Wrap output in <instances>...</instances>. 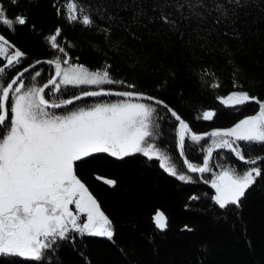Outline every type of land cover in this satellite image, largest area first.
<instances>
[{
  "label": "trees",
  "instance_id": "1",
  "mask_svg": "<svg viewBox=\"0 0 264 264\" xmlns=\"http://www.w3.org/2000/svg\"><path fill=\"white\" fill-rule=\"evenodd\" d=\"M67 2L19 0L11 4L10 0H0L9 17L18 14L28 17V23L17 26L14 33L0 26V35L25 53L22 63L8 70L10 76L34 61L59 56L58 50L45 41L59 27L61 35L57 43L65 48L71 63L82 64L90 71L111 65L108 68L111 77L125 81L123 85L101 87L146 93L178 112L191 130L185 139L186 157L197 166L202 165L205 151L217 138L207 134L230 129L240 120L258 113L259 105L255 102L230 107L222 104L221 98L235 91H246L264 102V13L260 11L264 0L241 12L237 25L239 39L220 34L227 28L211 36L201 32L199 39L192 28H182L186 32L183 43L171 33L153 34L155 25H149L147 30L133 27L135 38L113 26L106 40L98 29L107 27L108 22L98 16H94L96 23L87 29L79 23L67 22L64 7ZM83 3L92 9L106 6L117 11L112 0H83ZM119 15L127 22L131 12L120 11ZM7 51L11 53L12 49ZM39 70H42L41 76L33 81L32 74ZM53 74L54 65L41 63L25 73L23 79L27 87L39 86ZM213 83L219 87L212 88ZM129 84L135 87L128 88ZM89 87L97 89V86ZM80 91L68 86L61 98H71ZM126 99L87 97L68 107L76 110ZM131 102L148 103L157 108L152 119L158 125L154 130L159 135L153 142L169 156L178 174L191 176L194 182L178 180L160 166L161 161L148 160L142 154L123 160L108 154H94L77 162L78 177L112 221L113 239L73 234L74 241H59V248L51 259L41 264H264V161L260 162L261 177L246 192L240 207L230 205L221 209L213 199L215 189L211 181L224 170L235 169L241 173L249 166L237 161L228 149L216 148L209 160V172H189L177 149L175 118L154 102L139 99ZM55 111L60 114L65 109ZM205 111H212L215 116L210 120L197 118ZM191 133L204 135L205 140L194 144ZM239 144L246 156L264 154V145H249L244 141ZM104 178L115 180L116 186L105 184ZM193 196L199 199H190ZM158 209L168 218V228L163 232L153 222ZM186 225L192 231L183 230ZM0 264L32 262L3 257Z\"/></svg>",
  "mask_w": 264,
  "mask_h": 264
},
{
  "label": "snow or ice",
  "instance_id": "2",
  "mask_svg": "<svg viewBox=\"0 0 264 264\" xmlns=\"http://www.w3.org/2000/svg\"><path fill=\"white\" fill-rule=\"evenodd\" d=\"M18 2L10 0L11 4ZM260 2L112 0V6L117 11H111L106 6L92 9L83 0H68L64 7L67 22L79 23L86 29L96 23L94 16L106 20L108 26L98 29L106 40L113 26L135 38L136 33L131 30L133 27L147 30L149 25H155L153 34L167 36L171 33L183 43L186 32L182 28H192V31L197 32L198 39L201 32L211 36L219 29L227 28L220 34L239 39L241 33L237 25L241 12H247L252 4ZM120 11L131 12L127 22L119 15ZM260 11L264 13V7ZM57 14L60 15L59 7ZM27 23L28 17L23 14L9 17L3 3H0V26L14 33L17 26ZM32 28L34 30L35 25ZM60 35L61 29L58 27L55 34L45 37V41L50 43L52 49L63 53L64 59L57 56L52 60L36 61L14 76H10L8 70L20 65L25 53L0 35V258H20L32 264H41L51 259L59 248V241H74L76 235L113 239L112 221L101 210L97 199L76 172L77 162L94 154H108L119 160L142 154L148 160L161 161L160 166L178 180L194 182L191 176L178 174L169 156L153 142L159 135L154 130L158 125H154L152 119L157 108L148 103L131 101H154L175 118L179 125L178 146L182 157L185 155L186 134L191 131L188 123L155 97L101 87L123 85L125 81L111 77L108 71L111 65H106L103 70L90 71L82 64L71 63L65 48L57 43ZM9 48L12 49L11 53L7 51ZM40 63L54 65V74L39 86L33 84L27 87L23 79L25 73ZM41 71H35L31 79L35 81L41 76ZM68 86L80 88L81 91L71 98L62 99ZM89 86H97V90H91ZM127 87L134 88L135 85L129 84ZM211 87L217 88L219 84L213 83ZM112 95L127 99L117 103H97L76 110L68 107L87 97ZM248 102L259 105L256 115L239 121L230 129L207 134L219 139L212 140L202 166L184 160L190 172H209V160L214 149L227 148L249 166L241 173L235 169L224 170L211 181L215 189L213 199L221 209H227L230 205L239 208L246 192L262 175L260 162L264 161V157L246 156L239 142L264 145V102L246 91H235L221 98V103L230 107ZM56 109H65V112L58 114ZM214 116V112L205 111L202 117L197 118L210 120ZM190 140L199 144L205 140V136L191 133ZM103 182L111 187L117 183L112 179H103ZM73 205L76 211H73ZM82 217L85 219L82 220ZM153 222L161 232L168 228V218L159 209L153 215ZM183 230L192 231L187 225Z\"/></svg>",
  "mask_w": 264,
  "mask_h": 264
},
{
  "label": "water",
  "instance_id": "3",
  "mask_svg": "<svg viewBox=\"0 0 264 264\" xmlns=\"http://www.w3.org/2000/svg\"><path fill=\"white\" fill-rule=\"evenodd\" d=\"M47 60H50V59H41V60H37V61H41V62H43V61H47ZM34 62H36V61H34ZM34 62H32L31 64H33ZM31 64H29V65H31ZM41 64V63H40ZM29 65H27V66H29ZM37 65H39V64H36V66ZM26 66V67H27ZM105 89H107V90H112V91H133V90H118V89H111V88H105ZM91 90H97V89H91ZM133 92H137V93H142V92H138V91H133ZM143 94H145L146 96H151V97H154V96H152V95H149V94H146V93H143ZM109 97H120V96H115V95H112V96H109ZM120 98H125V97H120ZM156 99H158V100H160V101H163V100H161V99H159V98H157V97H155ZM148 101H150V100H148ZM150 102H154V101H150ZM164 102V101H163ZM155 103V102H154ZM165 103V102H164ZM165 104H167V103H165ZM168 105V104H167ZM169 106V105H168ZM171 109H173L171 106H169ZM174 110V109H173ZM176 111V110H175ZM177 112V111H176ZM178 113V112H177ZM182 118V117H181ZM183 119V118H182ZM184 120V119H183ZM185 121V120H184ZM186 122V121H185ZM187 123V122H186ZM175 134H176V144H177V149H178V152H179V125H178V122H177V125H176V130H175ZM211 146V145H210ZM227 149V148H226ZM215 150V149H214ZM229 151V150H228ZM230 152V151H229ZM233 156H234V158L237 160V161H239V162H241V163H243L244 164V162H242V161H240L236 156H235V154L234 153H232V152H230ZM179 155H180V153H179ZM206 155H207V150L205 151V153H204V156H203V160L205 159V157H206ZM255 156H261V157H264V154H260V155H255ZM255 156H253V157H255ZM180 157H181V159H182V162H183V164H184V160L185 159H187L188 160V158L186 157V154L182 157L181 155H180ZM189 161V160H188ZM190 162V161H189ZM191 163V162H190ZM202 165H203V163H202ZM201 165V166H202ZM184 166L186 167V169H187V166H186V164H184ZM188 170V169H187ZM189 171V170H188ZM190 172V171H189ZM193 173V172H192ZM199 174H201V173H199ZM104 179H106V178H104Z\"/></svg>",
  "mask_w": 264,
  "mask_h": 264
},
{
  "label": "rangeland",
  "instance_id": "4",
  "mask_svg": "<svg viewBox=\"0 0 264 264\" xmlns=\"http://www.w3.org/2000/svg\"><path fill=\"white\" fill-rule=\"evenodd\" d=\"M58 52H59V51H58ZM59 57H61V59H64V58H65V57H64V54H63V53H60V52H59ZM114 103H117V102H114ZM138 103H141V102H138ZM242 120H243V119H242ZM240 121H241V120H240ZM236 124H237V123H236ZM236 124H235V125H236ZM235 125H234V126H235ZM234 126H233V127H234ZM231 128H232V127H231ZM216 139H219V138L217 137ZM71 207H72V206H71ZM72 208H73V211H76L74 205H73ZM154 214H155V213H154ZM83 219H85V217H82V220H83Z\"/></svg>",
  "mask_w": 264,
  "mask_h": 264
},
{
  "label": "flooded vegetation",
  "instance_id": "5",
  "mask_svg": "<svg viewBox=\"0 0 264 264\" xmlns=\"http://www.w3.org/2000/svg\"><path fill=\"white\" fill-rule=\"evenodd\" d=\"M73 207V206H72Z\"/></svg>",
  "mask_w": 264,
  "mask_h": 264
}]
</instances>
